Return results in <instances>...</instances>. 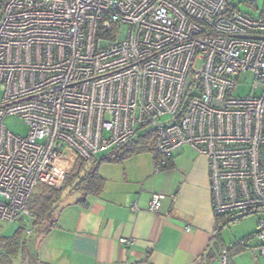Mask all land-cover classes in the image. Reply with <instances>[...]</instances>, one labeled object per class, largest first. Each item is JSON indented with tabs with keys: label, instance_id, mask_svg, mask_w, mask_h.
<instances>
[{
	"label": "built area",
	"instance_id": "built-area-1",
	"mask_svg": "<svg viewBox=\"0 0 264 264\" xmlns=\"http://www.w3.org/2000/svg\"><path fill=\"white\" fill-rule=\"evenodd\" d=\"M246 73L252 92L234 95ZM0 96V221L28 235L36 188H59L79 160L144 127L155 171L182 145L207 159L214 216L261 215L252 250L264 256V7L250 17L226 0H1Z\"/></svg>",
	"mask_w": 264,
	"mask_h": 264
},
{
	"label": "crops",
	"instance_id": "crops-1",
	"mask_svg": "<svg viewBox=\"0 0 264 264\" xmlns=\"http://www.w3.org/2000/svg\"><path fill=\"white\" fill-rule=\"evenodd\" d=\"M154 160L142 152L101 163V193L85 206L75 204L79 194L65 199L55 226L15 264H218L222 250L229 264H264L252 250L258 219L224 216L218 223L213 215L204 156L182 145L161 171ZM153 195L164 197L156 212L149 211Z\"/></svg>",
	"mask_w": 264,
	"mask_h": 264
},
{
	"label": "trees",
	"instance_id": "trees-1",
	"mask_svg": "<svg viewBox=\"0 0 264 264\" xmlns=\"http://www.w3.org/2000/svg\"><path fill=\"white\" fill-rule=\"evenodd\" d=\"M226 7L228 13L239 11L231 0H226ZM142 152H151L153 157H156L154 133L147 132L137 136L135 140L98 159L93 157L79 160L72 172L64 178L59 188L41 187L38 193L32 194L27 202V209L30 212L28 220L30 232L28 235H24V223L19 221L20 226L12 235H0V264H15L18 257L25 256L29 236H32V241L35 244L37 239L47 234L55 226L57 210L65 199L79 194V199L75 201V204L85 206L87 197L98 196L104 182L98 174L101 163H119ZM215 217L218 223L223 219V216ZM18 264H24V261L22 260Z\"/></svg>",
	"mask_w": 264,
	"mask_h": 264
},
{
	"label": "rangeland",
	"instance_id": "rangeland-1",
	"mask_svg": "<svg viewBox=\"0 0 264 264\" xmlns=\"http://www.w3.org/2000/svg\"><path fill=\"white\" fill-rule=\"evenodd\" d=\"M1 1V0H0ZM232 4H234L237 9L250 16V17H256L258 16L259 12L264 7V0H231ZM252 85H253V78L250 73L241 74L236 79V87L234 89V95L243 96V95H249L252 92ZM254 93V92H253ZM258 92H255L257 94ZM1 98V96H0ZM4 125L5 128L12 134L24 137L27 134L28 128L23 123L22 120H20L18 117L14 116H8L4 119ZM147 133L146 129L139 128L137 129V135L141 136ZM41 189V187H38L35 189L33 194L38 193V191ZM261 217L260 214H250L246 216L247 219H251L250 221H255ZM248 221V220H247ZM20 226L19 221L14 222H5L0 221V235L2 236H10L12 235L15 230ZM32 236H29L28 242H27V251H32L36 248L34 242L32 241Z\"/></svg>",
	"mask_w": 264,
	"mask_h": 264
},
{
	"label": "water",
	"instance_id": "water-1",
	"mask_svg": "<svg viewBox=\"0 0 264 264\" xmlns=\"http://www.w3.org/2000/svg\"><path fill=\"white\" fill-rule=\"evenodd\" d=\"M243 216H246V214H240V215H237V216H235V217H232V218L229 219V220H235V219L241 218V217H243ZM26 263H27V261H26Z\"/></svg>",
	"mask_w": 264,
	"mask_h": 264
}]
</instances>
